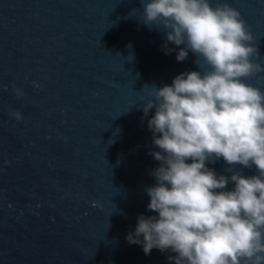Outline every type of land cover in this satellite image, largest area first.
Returning a JSON list of instances; mask_svg holds the SVG:
<instances>
[{"label": "water", "instance_id": "water-1", "mask_svg": "<svg viewBox=\"0 0 264 264\" xmlns=\"http://www.w3.org/2000/svg\"><path fill=\"white\" fill-rule=\"evenodd\" d=\"M227 2L264 58V0ZM142 18L141 0H0V264H173L126 239L157 215L146 192L155 109L145 117L143 104L150 86L200 69ZM206 166L258 175L222 158Z\"/></svg>", "mask_w": 264, "mask_h": 264}, {"label": "clouds", "instance_id": "clouds-1", "mask_svg": "<svg viewBox=\"0 0 264 264\" xmlns=\"http://www.w3.org/2000/svg\"><path fill=\"white\" fill-rule=\"evenodd\" d=\"M141 4L142 22L165 32L179 49L178 62L191 52L200 70L150 86L143 113L155 109L147 123L159 166L146 192L147 209L157 215H140L126 239L146 255L154 248L174 253L173 264H264V89L245 82L264 81L253 34L227 0ZM162 50L175 51L167 43ZM9 116L22 119L19 111ZM221 158L230 166L254 165L258 175H217L206 165ZM230 181L234 188L225 190Z\"/></svg>", "mask_w": 264, "mask_h": 264}]
</instances>
